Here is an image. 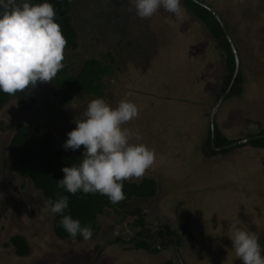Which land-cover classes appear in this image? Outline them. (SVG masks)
Instances as JSON below:
<instances>
[{
    "label": "rangeland",
    "instance_id": "rangeland-1",
    "mask_svg": "<svg viewBox=\"0 0 264 264\" xmlns=\"http://www.w3.org/2000/svg\"><path fill=\"white\" fill-rule=\"evenodd\" d=\"M129 1L131 11L125 10L130 12L129 23L124 20L123 29L119 30L127 31L132 41H140L145 47L141 51L143 58H148L149 51L156 53L147 70L121 46L122 38L116 46L102 42L111 32L100 24L90 26L81 0H75L72 9L77 19L74 26L79 47L67 52V64L72 70L79 69L89 58L109 64L112 57L116 71L105 101L115 107L121 100H129L138 108V116L124 127L137 134L133 143H143L154 150L155 159L141 177L127 181L153 178L158 190L151 200L134 199L126 205L141 206L153 221L155 215H161L156 211L153 214L157 207L171 222L187 224L195 239H184L181 256L186 264H242L232 249L228 226L237 223L256 233L259 244H263L264 150L239 146L215 158H206L201 152L223 84L222 52L182 0L179 17L160 8L145 19L136 16ZM206 2L228 25L243 74L241 97L223 102L216 122L223 135L242 140L257 129V124L264 123V9L260 0ZM94 35L101 44L92 39ZM32 95L37 103L31 112H20L14 100L0 111V122L6 127L0 131V264H91L96 249L108 242L112 234L120 235V226L125 227V235L134 232L129 229L133 217L118 225L123 215L106 209L99 217L106 240L58 239L53 231L55 214L45 208L42 193L27 177L9 169L13 161L9 147L17 124L32 129L39 122L50 126L56 146L63 147L66 134L76 126L74 121L82 118L89 101L95 98L74 92L71 104L60 106L48 83ZM147 224L149 227L148 219ZM16 235L24 236L30 246L26 258L18 257L11 245L10 239ZM116 240L104 245L97 263L177 264L173 254L154 257L142 251H121L125 244L115 243Z\"/></svg>",
    "mask_w": 264,
    "mask_h": 264
},
{
    "label": "trees",
    "instance_id": "trees-1",
    "mask_svg": "<svg viewBox=\"0 0 264 264\" xmlns=\"http://www.w3.org/2000/svg\"><path fill=\"white\" fill-rule=\"evenodd\" d=\"M198 1L199 3H195L192 0H182L186 9L203 25L222 52L225 63V73L223 75L220 97L227 90L233 79L235 59L231 46L219 22L216 20L215 16L207 8L200 5V3H204L211 8H213V6L208 4L206 0ZM20 2L21 0H17V3ZM41 2H43V0H29L31 4H39ZM48 2L51 3L55 9V20L59 24L61 33L67 41L63 53L64 59L62 61L64 67L50 82H38L34 88L25 89L17 92L15 95L0 92V111L14 100L20 112H31L37 103L32 92L40 88L43 83H48L52 86L53 95L60 106L70 105L73 100L74 92H80L88 97L103 98L105 100V93L108 89L110 79L112 80L114 72L116 71V69L114 71L113 65L111 64L115 63L114 59L109 54L111 59L110 63L107 64L97 58H89L83 62L79 69H70V66L67 64V52L75 51L79 47V35L74 26L75 18L72 15L75 0H48ZM81 2L86 7L83 13L88 17L90 26L100 24L99 27H102L105 31L111 32L107 33L105 40L102 42L107 41L109 46H116L119 45L120 39L122 38L121 41L123 44L121 46L139 61L138 63L141 67L145 70L150 67V61L156 56V53L149 51L148 58H143L141 51L142 48L145 49V47L141 46L140 41H132L131 38L127 37V31L122 33L121 30H119V28L123 29L124 20L127 21V24L129 23L130 18L127 16V14L130 13L129 11H131V9L128 8L129 0H81ZM260 2L264 5V0H260ZM262 5V9H264ZM126 8H128V12H125ZM103 24L109 25V27ZM226 27L228 28L227 24ZM146 28H148V26H146ZM123 34L124 36H122ZM146 34L148 33L144 35ZM93 37L92 39L96 41V36L94 35ZM97 41L101 44V41ZM117 70H119V68H117ZM242 84L243 74L240 70L227 99L241 97L243 93ZM5 128V124L0 122V131L5 130ZM259 135L263 136L264 130H262ZM211 140L212 131L210 126L207 139L201 147V152L206 158H215L218 155L225 156L232 151V149H226L221 152L216 151L212 146ZM235 141L239 140L229 139L223 135L218 124L215 123L214 144L216 148L225 147ZM240 146L264 150V137L252 140ZM82 149L83 146L76 151L57 147L53 132L47 123L39 122L32 129L19 123L15 126V133L9 147V154L13 159L9 169L11 171H17L21 177H27L32 182L34 188L42 193L45 201L48 199L55 201L60 196H68V208L62 214H55L53 221V231L61 240H74L80 242L85 240L79 233L75 238H72L66 230H64L60 225L61 215L70 214L73 219H78L82 226L90 225L92 228V235L89 239H94L102 232L101 225L99 224V217L106 213V209H111L115 211L116 214L124 216V220L120 222V224L118 222V225L125 223L135 215L136 220L130 223L133 224V229L136 230L135 233L138 236H149V231L147 229L148 232H146L145 228L144 208L141 206L133 208L126 204L130 201L132 202L134 199L151 200L155 198L158 190L155 179L145 178L139 182L124 180L122 190L125 194V198L115 204L110 202L107 196L99 193L86 194L78 191L76 194H71L66 192L63 188L57 187V180L62 179L64 175L61 169L65 166L78 165L82 159ZM180 227L184 229L185 234H189L190 241L195 239L187 224H180ZM169 232L177 236L175 231L170 230ZM262 239L261 254L264 255V237H262ZM10 241L11 245L15 248L17 256H29L31 249L24 236H13ZM119 241L120 239H117L115 243ZM180 243H182L181 239L178 240V244ZM136 246H138V249L146 248L145 243L143 244L139 241L136 242Z\"/></svg>",
    "mask_w": 264,
    "mask_h": 264
},
{
    "label": "clouds",
    "instance_id": "clouds-1",
    "mask_svg": "<svg viewBox=\"0 0 264 264\" xmlns=\"http://www.w3.org/2000/svg\"><path fill=\"white\" fill-rule=\"evenodd\" d=\"M131 3L141 19L151 17L160 8L177 17L181 13L180 0H131ZM55 16L48 0L39 4H31L29 0L20 3L0 0V92L15 95L34 88L38 82L52 81L63 69L67 41ZM137 116L138 108L132 101L121 100L112 107L103 98L90 100L63 144L65 150L72 151L83 146L82 159L78 165L61 169L64 175L57 180V187L71 194L99 193L114 204L123 200V181L141 177L155 159L154 150L143 143H133L137 134L124 127ZM44 205L52 213L62 214L68 208V196H60L55 201L48 199ZM60 225L72 238L78 233L84 239L92 235L90 225L82 226L70 214L61 215ZM228 232L232 249L242 264H264L256 233L237 223L229 225ZM113 237L122 239L112 234L111 242Z\"/></svg>",
    "mask_w": 264,
    "mask_h": 264
},
{
    "label": "flooded vegetation",
    "instance_id": "flooded-vegetation-1",
    "mask_svg": "<svg viewBox=\"0 0 264 264\" xmlns=\"http://www.w3.org/2000/svg\"><path fill=\"white\" fill-rule=\"evenodd\" d=\"M224 93L220 96V98L224 95ZM227 97L221 102V104L219 105V107L217 109V112L220 109V107L223 104V102L228 100ZM220 98H219V100H220ZM230 99L231 98H229V100ZM217 112H216V115H215V122H216ZM210 118H211V115H210ZM260 123H261L260 125H264L263 122H260ZM260 125L257 124V129L255 131H252L251 133H249V135H247V137L244 138V139L262 136V135H259V134H260V132L262 130H264V127H262ZM152 211H153V214H154V211H156V212L160 213L161 215L160 216H156L155 215V217H154L155 220L153 221V220H151L149 218L148 215L146 216L145 211L143 212V215L145 217V223H146V226H145L146 232L149 231V236H147V237L146 236H138L135 233L136 230L133 229V224L129 225V229H133L131 231H134V232L129 234V235H125V231H126L125 227L124 226H120L119 233H120V236L122 237L123 240L120 239L119 242L125 244L124 246L122 245L123 247H121V251H124V252L125 251H129L130 252L131 250L142 251L144 253H148L149 255L152 254L154 257H156V256L158 257L161 254H164V255H167V256L173 254L174 257H175L174 258L175 259V263H177V264H186L184 259H183V257L181 256V250L183 249V246H184V243H185L184 239L187 236H189V234H185L184 229L180 227V224H183V223H179V225H177L175 222H171V218L168 215L163 214V212L160 211V209H158L157 207H154ZM133 219L136 220L135 215L133 216ZM147 219L150 222V226L149 227L147 226L148 225L147 224ZM123 220L124 219H119L118 222H122ZM115 226H116V224L114 225V227ZM147 229H148V231H147ZM170 230L175 231V233H177V236L179 235L178 236L179 238L175 234L170 233L169 232ZM105 232L102 231L101 234L99 236H97V237H100V239H102V237L106 236ZM142 239H144V240H142ZM179 239H181V241H182V243H180V244H178V240ZM137 241L142 242L143 244L145 243L146 248L138 249L137 248L138 246H136V242ZM109 242H110V240H109ZM104 245H106V243H104L103 246H101L98 249H96V252L93 254L94 256L92 255L93 257L91 259V264H100V262L97 263V261L100 259L101 253H103V251L105 249ZM26 257H28V256L21 257V258H26ZM167 264H170V263H167Z\"/></svg>",
    "mask_w": 264,
    "mask_h": 264
},
{
    "label": "water",
    "instance_id": "water-1",
    "mask_svg": "<svg viewBox=\"0 0 264 264\" xmlns=\"http://www.w3.org/2000/svg\"><path fill=\"white\" fill-rule=\"evenodd\" d=\"M193 2L195 3H199L198 0H192ZM200 5L204 6L205 8H207L216 18V20L219 22L223 32L225 33V36L231 46V49L233 51V55H234V59H235V71H234V75H233V79L231 81V84L229 85L227 91L224 93V95L220 98V100L216 103V105L214 106L212 112H211V131H212V140H211V143H212V146L213 148L218 151V152H221V151H224L226 149H231V148H234V147H237V146H240L242 144H245V143H248L252 140H256V139H259V138H262L264 136H260V137H253V138H248V139H242V140H239V141H235L225 147H222V148H216L215 147V144H214V138H215V115H216V112H217V109L219 107V105L221 104V102L229 95L233 85H234V81L240 71V58H239V53H238V50L236 48V45L226 27V25L224 24L223 22V19L221 18L220 14L213 8L209 7L208 5L204 4V3H200ZM114 239V237H113ZM112 239V240H113ZM144 240V239H142Z\"/></svg>",
    "mask_w": 264,
    "mask_h": 264
}]
</instances>
